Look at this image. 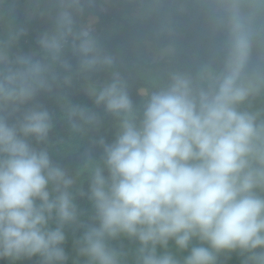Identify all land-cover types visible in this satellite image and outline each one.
I'll use <instances>...</instances> for the list:
<instances>
[{
  "label": "clouds",
  "instance_id": "obj_1",
  "mask_svg": "<svg viewBox=\"0 0 264 264\" xmlns=\"http://www.w3.org/2000/svg\"><path fill=\"white\" fill-rule=\"evenodd\" d=\"M246 3L264 10V0H228L221 68L209 63L196 77L174 74L140 108L118 72L102 87L88 85L94 105L119 126L111 143L100 141L102 163L91 174L89 199L98 225L84 233L80 253L93 264H118L106 241L119 234L139 240L140 264H181L170 253L157 255L156 246L166 248L169 240L189 250L182 264H215V253L225 250L264 264V195L257 192H264V122L238 109L264 81V73L247 75ZM83 12L82 0H61L53 28L37 41L39 52H13L26 34L23 27L0 40V259H67L63 226L77 218L68 191L74 181L32 141L44 142L53 127L37 97L53 91L57 69L71 71L67 49L83 73L116 63L91 27L77 26ZM63 83L70 85L71 77ZM66 109L69 120L99 122L87 107ZM53 213L57 227L50 228ZM194 238L200 244L190 247Z\"/></svg>",
  "mask_w": 264,
  "mask_h": 264
},
{
  "label": "trees",
  "instance_id": "obj_2",
  "mask_svg": "<svg viewBox=\"0 0 264 264\" xmlns=\"http://www.w3.org/2000/svg\"><path fill=\"white\" fill-rule=\"evenodd\" d=\"M27 0H0L3 11V23L0 26L15 30L23 27L26 34L21 36L13 52L24 54L35 53L39 50L37 43L39 37L53 28L54 18L61 6V0H50L56 3L55 8L47 14L28 20L22 7ZM98 4L97 20L86 25L91 27L97 36L103 29L113 22L119 21L118 13L104 0H95ZM140 7L151 0H135ZM228 0H154L156 11L147 19L138 20L134 24H124V28L108 41L100 44L102 49L115 57L113 68L94 73H83L79 69V61L71 49L64 54L71 65V71L57 69L59 79L53 86L51 93H41L37 102L47 108L52 114V124L47 139L35 147L46 149L55 165L61 167L74 183L69 187L73 202L76 205L77 218L63 226L65 242L62 245L67 259L62 264H93L87 256L80 253L83 247V235L92 226L98 225L95 219V209L89 199L91 174L97 164L102 163L103 148L100 141L111 143L119 131L118 121L107 115L102 107H96L93 99L87 94L86 86L89 84L110 82L112 73L118 72L127 84L128 92L140 108L149 96L156 91L166 88L174 74H188L196 77L201 65L212 64L219 69L223 65L226 54L228 32L224 25L226 19L225 9ZM141 9V8H140ZM140 9L138 11H140ZM88 11V12H87ZM242 13L249 20V63L247 75L252 77L257 73H264V10L249 7L247 3ZM85 20L89 17V10L84 5ZM9 32V31H8ZM167 37H159L160 34ZM150 35V42L164 49L173 47L178 52L167 55L154 62H146L138 57L137 47ZM166 67L168 70L166 83H152L150 80L140 78L141 67ZM65 76L71 77V83L64 84ZM156 81H158L156 77ZM259 91L238 106L240 111H246L257 117V123L264 122V81L258 82ZM66 104L87 107L98 114L99 122L86 124L79 117L69 120ZM75 123L78 127L73 128ZM257 192L264 195L257 189ZM49 227H57L55 213L49 221ZM110 249L117 253L118 264H140L141 245L138 239L129 238L119 234L115 238H108ZM200 244L193 239L192 245ZM205 247L208 245L205 244ZM157 255L170 253L182 264L189 250H182L174 240H169L167 247L156 246ZM215 264H251L248 253L239 251H222L215 253ZM0 264H41L40 257L12 261L7 258L0 259Z\"/></svg>",
  "mask_w": 264,
  "mask_h": 264
},
{
  "label": "rangeland",
  "instance_id": "obj_3",
  "mask_svg": "<svg viewBox=\"0 0 264 264\" xmlns=\"http://www.w3.org/2000/svg\"><path fill=\"white\" fill-rule=\"evenodd\" d=\"M17 0H14V2ZM109 7L112 8V11L114 13H118L119 21L113 22L109 24L108 27L103 29V31L96 36L97 40L100 44H102L105 41H108L112 38L113 35L116 33H119L123 28L124 24H134L138 20H144L149 18L154 11H156V6L154 4V0H151L150 2H146L143 4L142 7L138 6L136 4L135 0H104ZM83 6L85 5L87 9L89 10V17L87 20H85L84 15L78 14L76 16L77 26H87L88 24L94 23L97 20L98 14V4L95 0H82ZM56 6V3L54 1L50 0H27L23 7L22 11L27 16L28 20H35L48 12H51ZM141 8V9H140ZM140 9V11H138ZM88 12V11H87ZM3 11H2V5L0 4V24L3 23ZM87 22V25H86ZM9 29L5 27V24L3 26H0V40L6 39ZM159 37H167L166 34L162 33L159 35ZM178 50V47H177ZM173 47H166L164 49H160V47L157 45H154L150 42V35H147L145 40L143 41V45L137 47V55L142 60L150 63L154 62L156 59H162L167 55L176 54L177 51ZM39 52V50L37 51ZM142 73L140 72L139 77L150 80L152 83H166L168 80V77L166 79L167 69L166 67L163 68V66L160 67H151L148 66H142L141 67ZM156 77L158 81H156ZM96 87H102L103 83H96L93 84ZM88 86H86V89Z\"/></svg>",
  "mask_w": 264,
  "mask_h": 264
}]
</instances>
